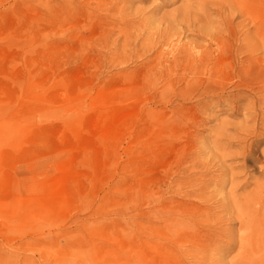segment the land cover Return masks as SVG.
<instances>
[{
  "label": "rangeland",
  "instance_id": "obj_1",
  "mask_svg": "<svg viewBox=\"0 0 264 264\" xmlns=\"http://www.w3.org/2000/svg\"><path fill=\"white\" fill-rule=\"evenodd\" d=\"M241 2L0 0V110L12 120L0 143L1 258L264 264V246L242 244L264 229V172L243 169L244 106H229L250 88L213 98L204 71L156 60L165 43L211 52L231 29L255 34ZM124 116L126 130L104 143L100 128ZM193 153L212 183L187 198L195 188L180 171L200 173L183 164ZM62 176L71 199L48 206Z\"/></svg>",
  "mask_w": 264,
  "mask_h": 264
},
{
  "label": "bare ground",
  "instance_id": "obj_2",
  "mask_svg": "<svg viewBox=\"0 0 264 264\" xmlns=\"http://www.w3.org/2000/svg\"><path fill=\"white\" fill-rule=\"evenodd\" d=\"M138 1L145 2L146 0ZM240 7L241 10L237 11L238 14L242 17H246L245 22L253 24V30L256 31L255 34H252L249 32L250 30H247L239 35L236 31H231L234 29H231L226 36L221 35L216 39L217 48L211 52L195 51V49L190 50L186 47L181 48V41H178L177 43H165L164 47L166 48V51H164V49L160 52L159 57L156 60L159 61V64L165 60L164 62L167 64L173 65L185 61L193 70L200 69L204 71L207 74V88L205 94L211 95L213 98L225 96L227 91L226 87L228 85L235 86L238 91L250 88V93L253 95L239 94L233 96L232 103H230L229 106L232 111H235V113H238L240 107L244 106L242 109L243 112H245V122L243 126L244 137H240L238 141H242L237 145L241 148L240 156L242 158L243 169L247 170L248 166H250L251 168H256L259 169V171L261 170L264 172V167L260 165L264 164V150L261 149V146L264 144V62L257 57L260 55L261 51L258 48L256 49V46L252 44V41L256 36L264 46V0H243ZM224 21H228V19L224 18ZM257 46L259 45L257 44ZM140 57L143 59L148 58L146 54ZM120 60L121 59H118L116 62H120ZM229 70H231V72ZM236 77L237 80L234 79ZM222 102L219 101L218 104ZM209 104L210 106H215V102L213 101H210ZM202 112H205V110H202ZM9 117L10 116L7 115L6 111L0 110V143L4 134L11 128L12 120H8ZM130 121L131 117L124 116L114 126L109 125L100 128V134L97 136L100 137L104 143H110L114 140V136L117 133H122L126 130ZM248 122L252 124L251 128L246 126ZM219 137L221 138L222 136L220 135ZM217 143L221 144V139L217 138L215 146ZM221 150L225 151V148L223 147ZM199 156V154L195 155L193 153V158L190 163V155L183 161V164L191 165L199 169L200 173H198V175L189 174V170H185L190 169L187 166L180 171V174L186 177L184 183L195 188L191 193L186 194L187 198L197 197V189L202 193L212 183L211 180L207 179L205 172L201 173L203 169L208 168L209 164L207 162L204 164L200 158L198 163L197 159ZM230 156V154L228 156L227 154H223L216 156V158L221 163H226L227 158ZM180 164H182V161H180ZM67 184L68 180L63 176L57 180L49 197L50 200H48L51 201L52 205L49 204L48 206L58 207L64 203H69L71 195L67 190ZM257 188L259 190L255 193L257 195H263L264 186H258ZM201 193L199 197H203ZM205 202L207 203L208 201ZM40 204H42V201H40ZM192 206H194L198 212L209 210L208 207ZM259 231L262 232V235L256 239V235ZM243 241L242 244H244V247L246 248L254 247L257 244L264 246V229L254 230L251 233V236H246ZM244 250L245 248H243V251ZM6 256L7 257L5 258L0 257V264H38L30 257L20 259L17 255V257L13 255Z\"/></svg>",
  "mask_w": 264,
  "mask_h": 264
}]
</instances>
